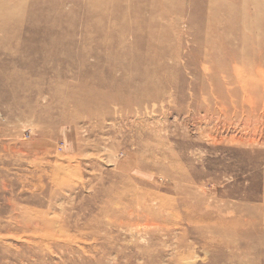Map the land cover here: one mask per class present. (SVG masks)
Returning <instances> with one entry per match:
<instances>
[{"label": "rangeland", "instance_id": "1", "mask_svg": "<svg viewBox=\"0 0 264 264\" xmlns=\"http://www.w3.org/2000/svg\"><path fill=\"white\" fill-rule=\"evenodd\" d=\"M0 264H264V0H0Z\"/></svg>", "mask_w": 264, "mask_h": 264}, {"label": "bare ground", "instance_id": "2", "mask_svg": "<svg viewBox=\"0 0 264 264\" xmlns=\"http://www.w3.org/2000/svg\"><path fill=\"white\" fill-rule=\"evenodd\" d=\"M220 71V70H219ZM239 76V75H238ZM128 77L130 78V75H128ZM204 77H206V76H204ZM131 79V78H130ZM138 88H139V86L135 89V91L136 90H138ZM218 88V87H217ZM130 91H133L134 92V90H130ZM230 93V92H229ZM216 97V96H215Z\"/></svg>", "mask_w": 264, "mask_h": 264}]
</instances>
